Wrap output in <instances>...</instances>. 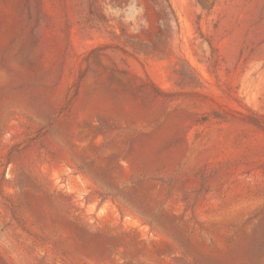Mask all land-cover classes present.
<instances>
[{
	"label": "rangeland",
	"instance_id": "rangeland-1",
	"mask_svg": "<svg viewBox=\"0 0 264 264\" xmlns=\"http://www.w3.org/2000/svg\"><path fill=\"white\" fill-rule=\"evenodd\" d=\"M236 248L264 264V0H0V264Z\"/></svg>",
	"mask_w": 264,
	"mask_h": 264
},
{
	"label": "bare ground",
	"instance_id": "bare-ground-1",
	"mask_svg": "<svg viewBox=\"0 0 264 264\" xmlns=\"http://www.w3.org/2000/svg\"><path fill=\"white\" fill-rule=\"evenodd\" d=\"M241 248H236L233 250H226L223 251L222 253L217 257H212V256H206L208 261H211L213 263H228V264H237L239 261V257L241 255ZM205 255V254H204Z\"/></svg>",
	"mask_w": 264,
	"mask_h": 264
}]
</instances>
